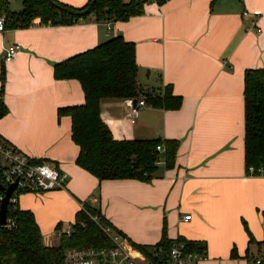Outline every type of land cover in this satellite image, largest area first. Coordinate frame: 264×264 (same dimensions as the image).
<instances>
[{
	"label": "crops",
	"instance_id": "0c3cea01",
	"mask_svg": "<svg viewBox=\"0 0 264 264\" xmlns=\"http://www.w3.org/2000/svg\"><path fill=\"white\" fill-rule=\"evenodd\" d=\"M58 1L82 7L89 0ZM10 7L16 9L11 1ZM256 16L260 32L250 28ZM119 34L136 45L138 81L146 91L171 85L183 97L178 110L146 103L137 117L130 115L132 100L101 104L118 139L180 142L177 166L167 170L162 153L151 182L99 181L79 167L72 119L58 115L60 107L83 104L85 95L78 80L55 79L54 64ZM15 43L18 56L5 62V47ZM250 68H264V0H147L144 14L110 30L89 16L72 25L0 33V101L8 108L0 137L68 174L65 189L20 199V207L35 214L45 244L52 235L45 237L47 224H73L87 203L133 243L154 245L166 228L172 240L207 243L197 264H257L264 249L249 244V234L264 241V176H249L245 168L244 73Z\"/></svg>",
	"mask_w": 264,
	"mask_h": 264
},
{
	"label": "trees",
	"instance_id": "16d2710c",
	"mask_svg": "<svg viewBox=\"0 0 264 264\" xmlns=\"http://www.w3.org/2000/svg\"><path fill=\"white\" fill-rule=\"evenodd\" d=\"M157 1L162 4L166 0ZM146 2L89 0L84 6L75 7L58 0H23L22 9L13 11L10 0H0V16L5 17L7 29L72 25L89 16H93L97 22L112 24L144 14ZM138 71L136 45L127 41L122 34L54 64L55 79H76L83 88L84 103L60 107L58 115L59 118L68 115L72 119V140L80 148L76 164L99 181L136 179L151 182L158 176L160 168L162 153L157 150L158 145L165 148V168L171 170L177 166L178 140L118 139L102 118L101 104L105 100L135 101L143 98L141 100L156 108L178 110L182 107L183 97L174 94L171 85L160 93L146 91L138 81ZM5 82V70H2V94ZM244 99L246 174L264 176V68L245 71ZM7 113L8 108L0 101V118ZM35 162L43 163L45 160L35 159ZM84 204L90 214L97 215L98 222L90 219L86 211L79 210L72 224L73 232L71 235L64 234L55 246L45 244L41 228L31 210L20 206L12 210L15 226L0 227V264H63L64 253L68 249L111 246V240L102 227L113 225L97 207ZM59 227L62 225L58 224L56 228ZM177 240L185 244L187 252L207 254V243L203 241L184 237ZM173 241L168 238L164 228L158 243L134 244L156 264H168ZM253 243L264 249V241H256L250 233L249 244ZM154 253L158 255L154 256ZM232 256H237L235 249ZM259 259L260 264H264V253Z\"/></svg>",
	"mask_w": 264,
	"mask_h": 264
},
{
	"label": "built area",
	"instance_id": "2783aa9c",
	"mask_svg": "<svg viewBox=\"0 0 264 264\" xmlns=\"http://www.w3.org/2000/svg\"><path fill=\"white\" fill-rule=\"evenodd\" d=\"M247 15L248 13H244ZM258 17H254L250 28H256L258 32L261 29L257 24ZM5 17L0 16V33L7 30ZM108 30L111 29V23L106 22ZM21 46L18 43L11 44L4 49L3 58L5 62L13 61L19 54ZM144 100L136 104L131 103L130 115L137 117L139 108L145 106ZM157 150L161 153L165 151L163 145H158ZM161 159H159V164ZM253 169H251L252 171ZM68 174L59 171L48 162L38 163L32 155L24 152L15 145L9 143L0 137V213L3 201L6 197V191L13 188L8 202L6 224L2 227L13 228L15 220L11 216L14 209L20 206V199L26 193H45L53 190L65 189L67 185ZM10 210V211H9ZM80 210H84L95 222H98L97 215L90 214L85 204L82 203ZM185 220L191 219V215H186ZM83 226L85 223L82 224ZM1 227V225H0ZM104 232L111 240V246L101 248H71L66 250L63 257V264H156L144 251L135 246V244L117 231L113 226L102 227ZM55 231V240L60 242L61 237L71 235L72 225L69 227H59ZM47 245V244H46ZM49 246V245H48ZM158 255L154 253V256ZM206 258L205 254L197 252H187L184 243H179L177 239L173 241L169 253L168 264H197ZM261 260H257L260 264Z\"/></svg>",
	"mask_w": 264,
	"mask_h": 264
},
{
	"label": "rangeland",
	"instance_id": "374dc122",
	"mask_svg": "<svg viewBox=\"0 0 264 264\" xmlns=\"http://www.w3.org/2000/svg\"><path fill=\"white\" fill-rule=\"evenodd\" d=\"M10 1L12 2V8H16V9H12V10L19 11V10L22 9V4L21 3H22L23 0H10ZM127 1H129V0H127ZM18 6H19V9H18ZM62 223H63L62 227H65V228L72 225V223H64V222H62ZM47 226H48V229L51 230V231L47 232V233H44V234H46L45 237L52 233V235H49L52 239L51 238L48 239V237H47V239H48V244L47 245L55 246V245H57L59 243L58 240H55V234L57 235V232L55 231V229H56L55 226L56 225H54V223H53L51 225L47 224Z\"/></svg>",
	"mask_w": 264,
	"mask_h": 264
},
{
	"label": "water",
	"instance_id": "95a60500",
	"mask_svg": "<svg viewBox=\"0 0 264 264\" xmlns=\"http://www.w3.org/2000/svg\"><path fill=\"white\" fill-rule=\"evenodd\" d=\"M137 102L134 101V104ZM13 188L9 189L6 191V197L3 201L2 208H1V213H0V225L3 226L6 224V216H7V210H8V202H9V197L12 192Z\"/></svg>",
	"mask_w": 264,
	"mask_h": 264
}]
</instances>
